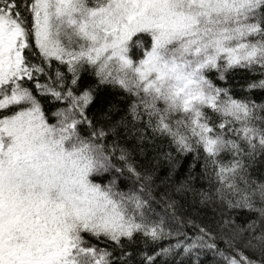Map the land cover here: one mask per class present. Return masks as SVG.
<instances>
[{
  "label": "snow or ice",
  "instance_id": "6c2138e0",
  "mask_svg": "<svg viewBox=\"0 0 264 264\" xmlns=\"http://www.w3.org/2000/svg\"><path fill=\"white\" fill-rule=\"evenodd\" d=\"M0 264H264V0H0Z\"/></svg>",
  "mask_w": 264,
  "mask_h": 264
},
{
  "label": "trees",
  "instance_id": "16d2710c",
  "mask_svg": "<svg viewBox=\"0 0 264 264\" xmlns=\"http://www.w3.org/2000/svg\"><path fill=\"white\" fill-rule=\"evenodd\" d=\"M210 258V257H209Z\"/></svg>",
  "mask_w": 264,
  "mask_h": 264
}]
</instances>
